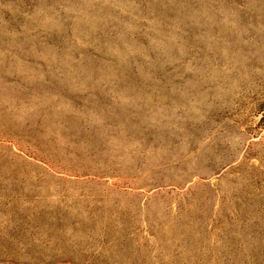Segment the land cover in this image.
<instances>
[{
    "label": "rangeland",
    "instance_id": "rangeland-1",
    "mask_svg": "<svg viewBox=\"0 0 264 264\" xmlns=\"http://www.w3.org/2000/svg\"><path fill=\"white\" fill-rule=\"evenodd\" d=\"M0 60V264H264V0H0Z\"/></svg>",
    "mask_w": 264,
    "mask_h": 264
},
{
    "label": "bare ground",
    "instance_id": "bare-ground-1",
    "mask_svg": "<svg viewBox=\"0 0 264 264\" xmlns=\"http://www.w3.org/2000/svg\"><path fill=\"white\" fill-rule=\"evenodd\" d=\"M198 16V15H197ZM255 43V42H254ZM105 45V44H104ZM1 61V60H0ZM235 66V65H234ZM234 71V70H233ZM53 73V72H52ZM248 73V72H247ZM24 74V73H23ZM247 77V76H246ZM37 78V77H36ZM30 79V78H29ZM88 79V78H87ZM87 82V81H86ZM208 82V81H207ZM234 82V81H233ZM92 83V82H91ZM174 85V84H173ZM51 86V85H50ZM176 86H178V85H176ZM86 87V86H85ZM240 90V89H239ZM140 92V91H139ZM149 97V96H148ZM222 102H223V100H222ZM165 103V102H164ZM42 104V103H41ZM63 105V104H62ZM139 105V104H138ZM1 106V105H0ZM90 106V105H89ZM130 106V105H129ZM122 107H123V105H122ZM135 108V107H134ZM146 108V107H145ZM169 109V108H168ZM138 110V109H137ZM90 111V110H89ZM47 112V111H46ZM160 112V111H159ZM123 113V112H122ZM144 113V112H143ZM20 114V113H19ZM114 118V117H113ZM27 119V118H26ZM43 119V118H42ZM90 119V118H89ZM164 120V119H163ZM131 121V120H130ZM120 122V121H119ZM84 123V122H83ZM130 124H131V122H130ZM76 126V125H75ZM160 126V125H159ZM25 127V126H24ZM43 127V126H42ZM141 127V126H140ZM91 129V128H90ZM117 129V128H116ZM92 130V129H91ZM97 131H98V129H97ZM46 132V131H45ZM105 132V131H104ZM110 132V131H109ZM146 132H148V130L146 131ZM100 133V132H99ZM125 133V132H124ZM89 134V133H88ZM149 134V133H148ZM152 134V133H151ZM158 135V134H157ZM147 137V136H146ZM91 138V137H90ZM145 138V137H144ZM147 139V138H146ZM146 139L144 140L145 142H146ZM96 140V139H95ZM93 141V140H92ZM147 141H149V140H147ZM185 141V140H184ZM106 142V141H105ZM104 142V143H105ZM103 143V142H102ZM151 143V142H150ZM89 144V143H88ZM97 144V143H96ZM102 145V144H101ZM106 145V144H105ZM104 145V146H105ZM143 145V144H142ZM146 145V144H145ZM137 146V145H136ZM106 147V146H105ZM110 148V147H109ZM113 148V147H112ZM145 148V147H144ZM111 149V148H110ZM143 149V148H142ZM74 150V149H73ZM103 150H106V149H104L103 148ZM165 150V149H164ZM108 151V150H107ZM112 151V150H111ZM82 154V153H81ZM100 154H102V153H100ZM104 155V154H103ZM108 155H110V154H108ZM107 155V156H108ZM106 156V157H107ZM10 157V156H9ZM90 157V156H89ZM8 158V157H7ZM91 158V157H90ZM99 158V157H98ZM102 157H100V159H101ZM103 158H104V156H103ZM11 159V158H10ZM110 159H112V158H110ZM103 160V159H102ZM9 161V160H8ZM184 161V160H183ZM45 162V161H44ZM115 162V161H114ZM102 163V162H101ZM106 164V163H105ZM33 168V167H32ZM118 170V169H117ZM25 171V170H24ZM81 171V170H80ZM93 171V170H92ZM91 174V173H90ZM106 175V174H105ZM25 177V176H24ZM194 177V176H193ZM196 178H197V176L195 177V180H196ZM106 179V178H105ZM25 180V179H24ZM193 181V180H192ZM119 182V181H118ZM95 183V182H94ZM143 188H145V186L143 187ZM26 192V191H25ZM104 201V200H103ZM87 207V206H86ZM21 211V210H20ZM30 211V210H29ZM11 212V211H10ZM187 217V216H186ZM181 220V219H180ZM194 222V221H193ZM91 223V222H90ZM109 224V223H108ZM124 225V224H123ZM124 227V226H123ZM114 228V227H113ZM177 229V228H176ZM189 229V228H188ZM195 239V238H194ZM168 241V240H167ZM192 243V242H191Z\"/></svg>",
    "mask_w": 264,
    "mask_h": 264
}]
</instances>
